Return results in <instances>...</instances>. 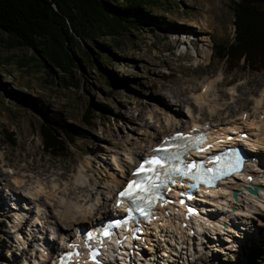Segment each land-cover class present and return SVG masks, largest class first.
<instances>
[{
    "label": "rangeland",
    "instance_id": "obj_1",
    "mask_svg": "<svg viewBox=\"0 0 264 264\" xmlns=\"http://www.w3.org/2000/svg\"><path fill=\"white\" fill-rule=\"evenodd\" d=\"M126 1L106 0L117 7ZM142 4L146 14L135 21L139 23L114 28L110 35L97 28L87 31V37L74 51L80 60L74 59L69 74L57 66H53V71L45 70L42 57H37L32 47L13 44L0 28V174L6 169L4 166H10L30 177L37 174L42 180L57 177L66 180L72 192L89 194L92 199L94 186L106 193L101 187L103 166L112 164L113 158L106 145L141 141L146 123H155L149 111L165 108L170 100L168 91L174 96L184 93L181 96L192 104L191 94L202 90V81L217 77L211 100L218 97L220 106L217 112L204 107L199 115L202 120L223 121L230 112L239 115L242 110L251 113L255 99L264 89V67L245 69L238 64L231 70L214 52L218 43L233 40L230 1L143 0ZM99 43L109 49L96 54ZM207 51L209 56H205ZM182 86L185 92L178 91ZM32 103L38 108L44 105L48 114L52 109L58 110L64 119L81 128L82 132L61 155L49 154L42 148L37 126L45 116L34 111ZM87 105L90 110L85 116ZM260 105L259 110L264 101ZM81 167L92 174L89 182L93 181L94 186L89 182L79 187L69 183ZM8 177L11 179V174L1 175L0 201L10 186ZM6 198L3 206L7 209L0 206V264H24L21 260L25 252L13 248L16 241L9 228L13 211L5 212L12 199L8 194ZM239 226L242 232L237 240L232 236L235 240L225 242L221 235L222 239L203 242L196 247L197 258L180 256L177 264L244 263L241 252L250 245L247 241L264 243V218L258 216L249 226Z\"/></svg>",
    "mask_w": 264,
    "mask_h": 264
},
{
    "label": "bare ground",
    "instance_id": "obj_2",
    "mask_svg": "<svg viewBox=\"0 0 264 264\" xmlns=\"http://www.w3.org/2000/svg\"><path fill=\"white\" fill-rule=\"evenodd\" d=\"M205 56H209L208 51L205 53ZM217 79L218 78L216 77L214 79H205V81H202L201 87L203 89L199 90L197 93L193 92L190 97L191 99L188 98L192 100V104H189L188 100H186L184 96H181L184 93L182 94L181 92L180 95L174 96L172 92L168 91V97L170 100L167 105L165 103V108L156 107V109L151 108L149 111V117L155 118V123H146L144 136L143 139H141L143 144H141V141L136 140L135 143L129 142V144H127L111 142L110 145H106L114 155L112 158V164L106 163V165L103 166L105 177L104 181L101 182V187L106 190V193L101 190L100 187H95L93 181L89 182L92 174H90L88 170L87 173L82 167L78 169V171L74 173L72 181L69 183L73 186L75 185V187L86 185L88 182V184H92L95 193V197L93 196L92 199L89 197V194L83 195V192L78 191L77 193H74L72 190H69L67 187L68 182L66 180L63 181L57 177L42 180L37 174L30 177L29 175L27 176L24 173L15 171V169L12 167L10 168V166H4V168L8 169V172L5 171L6 169L4 171L1 170L0 178L2 173L11 174V179L8 177V181H10L9 189L10 187L11 189L13 187L11 190L12 194H9L8 190H6L7 194L15 200L12 199V203L8 204V210L5 212L8 214L13 211V218L15 220L13 221V218H11L9 223H12L13 229H11V231L14 232L13 240L16 241L17 248L19 247L18 249L20 251L27 253V248L31 246V240L28 239V236L30 235L29 229L39 228L44 230L45 226L49 225L48 223L52 224L53 228L56 229V234H54V236H52L53 234L49 236L48 234L50 231L46 230L47 233H44L42 236H39V234H35L36 232H34L32 238L33 240L39 239V241L46 243L50 248L54 249L59 246L62 235L69 234L76 225L84 223L86 226H89L94 220L96 221L99 218H106L108 215L111 216L112 214L109 210L112 208V203L114 201L113 194L122 180H124L126 173L125 170L132 167L135 161L139 159V156L141 157L147 153L149 145L152 143L155 144L156 140H158L165 131L171 132L176 130V128L185 129L189 127L191 123L199 124L201 121H204L202 120L203 118L199 116L204 107H207L206 109H208V111L217 112V107L220 106L219 98L214 96L211 100V95L213 94L212 90L217 84ZM183 89L182 86L178 91H184ZM263 98L264 89L260 92L259 98L255 99L251 113L245 112L246 115L243 119L241 118V115L244 110H242L239 115L230 112L228 116H224L223 121L208 120L211 122L212 127L218 126L219 123L223 124L224 130H232L233 128H236V122H242L246 128H250V145L252 148L256 149V153L259 155L257 160L260 164L264 163V151L262 152V150H264V118L257 117L260 113L257 112V110L261 106L260 104L263 102ZM132 114L134 115L135 111H132ZM117 154L120 155L118 156ZM246 173H250L253 176V180L250 181V179L246 178ZM237 176L238 177L231 176L222 184V187L224 189L223 199L225 202H230V198H233L232 188H235L238 191V198L235 201L238 210L230 212L216 211L212 214V216H219L225 220H232L230 226L224 228V231L226 232H220L219 225H216L211 228L212 231L209 232L211 235L202 233L195 241H189L188 238H181V240L178 241V238H180L182 234L181 230L177 228L175 221L171 220V222L164 225L163 228H165L166 231H173L179 236L176 240H172L171 237L168 238V242L165 245L172 248L173 244H180L183 249L181 252L176 253L175 258L168 260V264H177V257L182 256L183 258H187L186 255H188V253H192L193 255L197 252V246H201L203 242H207V244L211 243L213 239H222L221 235L225 236V242L235 240L232 236L237 240V237H240L239 232H242L239 223L245 224V227H247L252 224L254 219H257L258 216H263L264 218V166H256L255 163H252L247 171H244L243 174ZM249 184L258 185V193L256 196L245 193L243 196L241 195V192L244 190L243 187ZM6 188H8V186H6ZM112 192L114 193L112 194ZM90 195L92 196V194ZM1 197L3 196L1 195ZM22 198L26 201L22 202ZM209 199L213 200L214 197ZM6 203V197H3L2 201H0V206L4 207L3 204ZM31 206H33L34 209ZM234 212L238 215L236 216L233 214ZM24 215H26V218L22 220ZM29 219L30 223H27V220ZM218 222V219H216L211 223L216 224ZM46 234L48 236H46ZM40 249L42 248L35 247L34 251L40 259H43L45 258V255ZM150 249L151 251L149 255L150 257H154V253L152 252L153 249ZM24 259V264H30L27 256H25ZM148 261H146L145 264L163 263L160 260Z\"/></svg>",
    "mask_w": 264,
    "mask_h": 264
},
{
    "label": "trees",
    "instance_id": "obj_3",
    "mask_svg": "<svg viewBox=\"0 0 264 264\" xmlns=\"http://www.w3.org/2000/svg\"><path fill=\"white\" fill-rule=\"evenodd\" d=\"M142 1L127 0L117 7L106 0H0V28L7 32L13 44L32 47L37 57H42L45 70L53 71V66H57L69 74L74 59L80 60L74 51L80 40L87 37V31L97 28L110 35L114 28L139 23L135 21L146 14ZM229 1L234 13L233 40L215 45V56L231 70L238 64L245 69L260 70L264 67V0ZM98 45L96 54L109 49L101 43ZM31 108L45 116L37 127L42 148L49 154L61 155L68 150L69 142L82 132L58 110L52 109L48 114L44 105L38 108L35 103ZM84 110L85 116L89 114L88 105ZM247 243L250 245L242 250L244 264H264V243Z\"/></svg>",
    "mask_w": 264,
    "mask_h": 264
},
{
    "label": "snow or ice",
    "instance_id": "obj_4",
    "mask_svg": "<svg viewBox=\"0 0 264 264\" xmlns=\"http://www.w3.org/2000/svg\"><path fill=\"white\" fill-rule=\"evenodd\" d=\"M178 138H183L182 134L177 133L176 136L172 137L171 139L175 140ZM177 158L178 157H176V156H171V157H164L163 159L171 160V159H177ZM145 164L155 165L156 167L155 168L150 167V168L146 169ZM197 167H198V165L193 163L191 165H187L186 168L183 170L179 167L165 168L164 164L161 163L160 159H149V160H147L141 164L140 168H138L136 170V173H134V175H138L140 173H144L145 171H148V172H153L155 174V176L157 178H159L161 176V173L157 169H164V175L169 180H171L173 174H178L180 176L190 175L193 180H196V179H198V177L196 175L191 174L189 170L195 169ZM145 179L148 182V188L147 189L142 187L141 183L138 182L137 180H132L129 182L127 188H125L122 192H120L119 195H120V197H128L131 199L132 204H133V208L131 209V211H139L141 215L147 216L148 213L144 210L143 207H141V205L144 203L146 197L144 195H139L137 193H144V192L148 191L149 189H157L158 190L160 187L163 186L164 180L162 179L160 181V184L158 185V184H155L152 182L153 178L151 176L145 177ZM147 199H148V202L150 204L152 201V198L148 197ZM129 218H131V217H129ZM104 235H108V232L105 231ZM91 238H92L91 235H89V239H91Z\"/></svg>",
    "mask_w": 264,
    "mask_h": 264
},
{
    "label": "water",
    "instance_id": "obj_5",
    "mask_svg": "<svg viewBox=\"0 0 264 264\" xmlns=\"http://www.w3.org/2000/svg\"><path fill=\"white\" fill-rule=\"evenodd\" d=\"M248 189H250V191H252V192H255L256 190L254 189V188H250V187H248ZM234 194L236 193V191L234 190V192H233Z\"/></svg>",
    "mask_w": 264,
    "mask_h": 264
}]
</instances>
